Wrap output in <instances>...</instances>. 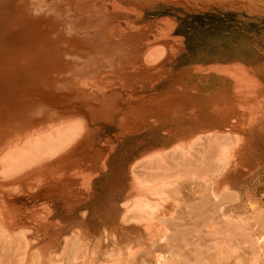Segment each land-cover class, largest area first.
Wrapping results in <instances>:
<instances>
[{
    "label": "bare ground",
    "instance_id": "6f19581e",
    "mask_svg": "<svg viewBox=\"0 0 264 264\" xmlns=\"http://www.w3.org/2000/svg\"><path fill=\"white\" fill-rule=\"evenodd\" d=\"M165 1L264 11V0ZM163 22L137 55L112 60L103 46L130 50L118 41L138 29L132 21L104 43L68 36L29 0H0V264H243L262 249L260 76L243 62L171 74L183 39L170 42L177 21ZM88 54L100 56L81 65ZM242 106L259 109L262 125ZM110 126L117 133L103 138Z\"/></svg>",
    "mask_w": 264,
    "mask_h": 264
},
{
    "label": "rangeland",
    "instance_id": "374dc122",
    "mask_svg": "<svg viewBox=\"0 0 264 264\" xmlns=\"http://www.w3.org/2000/svg\"><path fill=\"white\" fill-rule=\"evenodd\" d=\"M80 1L85 4L88 3L87 5L95 4L94 10L91 7L83 14H75L64 0H29L34 11L38 13H50V11L55 13L63 21L62 28L68 36L97 35L96 37L99 36L98 40L100 39V42L105 43V32L107 30L116 25L127 28V22L132 21L138 29L120 35V40L118 41L120 45L129 46L130 50L127 49V51L126 48L117 47L110 42H106L105 47L103 46L107 50V55L112 57V60L122 57L126 52L131 55H137L141 44L155 41L160 27L164 24L163 21L169 18L175 19L177 28L174 36L169 41L174 42L175 40L173 39L182 38L183 47L178 51L177 55L171 57L168 61L171 74L175 75L182 70L198 66L214 64L227 66L243 62L249 68L256 70L260 76L262 85L260 91L264 97V11L259 12L256 9H252L253 7L242 3L230 7L218 4L207 7H186L184 4L165 0H122L124 5H128L126 6L127 8L137 9L138 14L136 15V12L130 9H128L129 11L115 9L111 0ZM98 56L100 55L88 54L81 61V65H91L94 58H98ZM88 58L89 60H86ZM78 73H80L79 67L75 68L73 73H69V75L77 77L79 76ZM169 84L170 81L167 80L163 87H168ZM260 106V110L264 109V100ZM243 109V113H251L246 115L249 122L254 123L256 127L259 124L262 125L259 109H256L257 111L246 107ZM232 112L242 113L238 106L232 108ZM250 118L255 120L253 121ZM117 131L116 126H110L105 129L103 138L110 137V135L114 136ZM134 140L128 139L125 143H122L121 149L115 156V168L120 169L121 167L122 169L124 161L132 153L131 149L133 143H135ZM259 144L254 165L264 166V141L260 139ZM263 192L264 186L257 188L258 194ZM261 247V250L250 252L244 261L247 262H243V264H264V244ZM135 264L142 263L137 261ZM178 264L194 263L192 261H180ZM234 264L239 263L234 261Z\"/></svg>",
    "mask_w": 264,
    "mask_h": 264
}]
</instances>
